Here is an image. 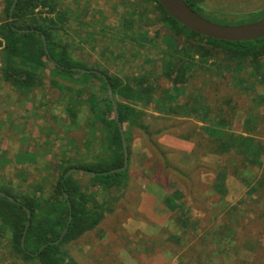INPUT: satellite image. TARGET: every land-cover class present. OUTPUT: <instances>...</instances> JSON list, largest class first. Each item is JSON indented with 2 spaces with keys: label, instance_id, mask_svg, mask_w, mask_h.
<instances>
[{
  "label": "trees",
  "instance_id": "1",
  "mask_svg": "<svg viewBox=\"0 0 264 264\" xmlns=\"http://www.w3.org/2000/svg\"><path fill=\"white\" fill-rule=\"evenodd\" d=\"M1 2L4 7L0 10V86H4L1 85L4 83L5 87H16L24 96H20L18 100L20 102L25 100L28 104V99L36 101L34 90L43 83L44 78H49V81L59 88L58 99L68 116L66 124L68 129L80 126L78 116L80 105L88 100L90 110L94 114L87 118L86 122L88 121L91 131L98 136L88 140L86 145L90 151L94 143L99 147V151H94V156L87 157L86 153L79 152L82 147L76 143H74L76 152L72 153L70 141L66 148L60 151L58 161L54 158L48 160L44 164L48 168H54L57 164V178L53 183V189H48L49 193L44 185H37L31 192L17 191L11 185V187L2 185L3 180L0 176V191L15 198L12 200L0 195V239L8 236V249L11 250V255L23 261L17 264H79L68 251L67 245L97 229L107 213L114 211L110 201L123 194L130 181L128 171L132 161L131 147L138 130L143 131L144 136L157 147L161 145L159 136L168 140L177 138L185 144L189 143L191 152L199 151L197 153L199 157L203 154L217 157L219 168L217 167L215 171L218 175L225 177L229 172L246 182V185L250 183V179L244 176L248 173V162L264 163L260 160L264 156V140L252 135V132L255 133L260 127L261 112L264 114V93L256 92L259 81L264 82V37L239 42L215 39L199 34L178 22L165 10L160 0H124L123 3L128 9L126 7V12L122 13L121 17L124 20L123 24L129 27L125 36L132 34L131 37L144 38L149 30L143 29L142 25L151 27L155 21L160 22L168 29L162 40L167 48L175 47L178 54L172 56L167 51H162L163 71L160 76L168 79L170 85H173L172 89L171 86L162 87L158 80L149 82L148 75L145 74L131 76L124 82L117 75L101 71L113 88L129 151L127 168L113 172L111 170L124 164V147L120 128L114 116L113 103L109 97L108 83L101 74L74 69L88 67L83 64L85 60L75 57L71 52V47L77 42H73L71 38L73 33H69L70 21L79 22L80 26L76 28V32L83 30L93 35L92 31H87L89 25L80 19L84 7H80L81 3H78L75 9L70 6L61 7L62 0H18L13 18L10 20V9L14 0ZM189 4L200 14L205 13L198 0ZM44 9L50 13L55 12V16H44L42 14ZM263 17L264 8L242 16L236 24L256 22ZM43 35L46 36L50 56L45 50ZM180 36L184 38L181 46L177 44ZM208 68L215 74L233 71L244 84L242 89L251 95L250 107L254 110H248L242 122L248 134L236 131L231 133L238 106L231 105L232 98L224 94L227 91L224 87L217 88L221 99L215 100L206 96L201 88H197L198 83L192 82L195 78L194 70ZM246 69H250L248 75L253 77L247 83H245L247 78L242 76ZM74 74L78 77H74ZM93 79L101 83L100 89L105 92V96L97 94ZM76 84L83 87L77 88ZM85 89L89 91L83 99ZM156 89L161 90L159 95ZM180 94L183 95L181 101ZM224 102L230 105L228 110L220 106ZM10 104L9 121H14V126L19 127V123L12 117L16 113V102ZM27 112H32V108L28 106ZM230 113L234 114L230 116L231 119H227L225 115ZM150 114H153V118L158 122L154 130H151L152 124L146 119ZM192 115L197 118L196 120L204 119L203 124L199 125L196 120L189 118ZM181 119H189L194 124H191L190 128H182L185 120L182 122ZM177 121H180V124H175ZM46 129H50V126ZM15 133L21 142L16 152L17 161L19 163L27 160L36 161L40 152H34L33 147L36 145L31 142V136L19 130ZM155 135L158 136L156 140ZM13 143L11 137L8 139L0 137V170H3L10 160L8 155ZM157 147L156 149L166 156L167 151ZM168 165L172 168L171 172L174 171L168 179L174 176V180L178 179L182 184L167 196L166 202L173 208L187 209L186 202L178 198L183 196L180 190H187V184L179 172L186 171L176 163ZM72 167L79 169L64 178L65 173ZM75 174L81 175L80 179L82 176H88L89 179L85 180V183L80 182L75 179ZM201 184L200 195L208 197L207 185ZM249 187L254 193H260L264 188L263 170L259 172L255 185ZM262 192L259 200L263 198ZM65 193L68 194L71 203L72 220L66 234L61 238L70 215V204ZM27 208L31 210V223L23 245L22 237L29 218ZM165 241L167 243V240ZM44 244L47 245L41 249ZM192 251L195 252L194 249ZM193 258L198 264H205L198 261L196 253L193 254Z\"/></svg>",
  "mask_w": 264,
  "mask_h": 264
},
{
  "label": "rangeland",
  "instance_id": "2",
  "mask_svg": "<svg viewBox=\"0 0 264 264\" xmlns=\"http://www.w3.org/2000/svg\"><path fill=\"white\" fill-rule=\"evenodd\" d=\"M123 1L62 0L61 7L70 6L73 9L81 3L80 7L84 8L80 19L89 25L87 31L93 32V35L83 30L76 32V28L80 26L79 22L70 21L69 33H73L71 38L73 42H77L71 47V52L75 57L85 60L83 64L87 65L88 69L105 70L119 76L124 82L131 76L145 74L148 75L149 82L158 80L162 87L171 86L166 77L160 76L163 71L162 51H167L172 56L178 54L175 47L167 48L162 40L168 29L155 21L151 27L142 25L143 29L149 30L144 38L131 37L132 34L125 36L129 27L123 24L124 20L121 17L127 7ZM186 1L189 3L194 0ZM198 4L204 9L203 15L215 22H221L220 24H236L242 16L264 8V0H198ZM3 7L0 0V10ZM42 14L54 17L56 13L44 9ZM183 39V36L179 37L177 42L179 46L183 45ZM249 70L246 69L242 73V76L247 78L245 83L253 79L248 75ZM194 74L192 82L198 83L196 87L201 88L206 96L218 100L221 99V95L217 93V88L224 87L227 90L224 94L232 98L231 105L238 106L233 130L230 131L248 134L242 122L245 113L254 109L250 107L251 95L242 89L244 84L237 75L233 74V71L215 74L210 68L194 70ZM73 76L78 77L76 74ZM44 79L34 90L36 101L28 99V104L25 100L22 102L18 100L20 96H24L16 87H5L4 83L1 84L4 86H0V137L7 139L11 137L14 140L8 155L10 160L4 169L0 170V176L3 180L2 185L12 186L17 191L31 192L37 185H44L47 192L48 189H53V183L57 178V164L54 168H48L44 164L53 158L58 161L60 151L65 149L70 141L72 153L76 152L74 143L82 147L79 152L86 153L87 157L94 156V151H99L95 143L92 144V151L86 145L88 140L98 136L91 131L88 121L86 122V119L94 114L90 110L89 101H84L80 105L78 115L80 126L68 129L66 125L68 116L58 99L59 88L51 83L49 78ZM92 83L97 94L105 96V92L100 89L101 83L95 79ZM76 85L80 89L83 87L81 84ZM256 87V92L264 93V82L259 81ZM88 91L85 89L83 99L88 95ZM156 91L158 95L161 93L159 89ZM192 92H195L194 88ZM182 99L183 95L180 94L179 101ZM14 101L17 109L12 117L19 123V127L14 126V121H9L8 111L10 103ZM28 106L32 108V112L26 113ZM220 106L225 110L230 108L226 102ZM153 114L146 116L147 121L152 124L151 130L158 125ZM233 114L225 116L231 119L230 116ZM189 118L197 119L193 115ZM259 118L260 127L255 133L253 131L252 135L264 140L263 112ZM181 121H184L182 128H190L191 124H194L189 119ZM179 122L175 124H180ZM196 122L201 125L204 119H198ZM47 126H50V129L47 130ZM17 130L27 132L31 136V142L36 145L33 147L34 152H40L36 161L27 160L20 163L17 161L16 152L21 146L15 133ZM157 137L155 135L154 140ZM159 140L161 145L157 147L144 136L143 131H137L131 147L132 161L128 171L130 181L126 191L110 201L114 211L107 213L97 229L67 245L68 251L77 262L198 264L193 258V254L196 253L198 261L205 264H264V192H262L264 188L257 194L249 187L255 185L259 172L264 171V163L248 162V173L244 176L250 179V183L246 185V182L229 172L225 177L218 175L215 171L217 167L219 168L217 157L209 154L199 157L197 154L199 151L191 152L189 143L185 144L177 138L168 140L159 136ZM156 147L167 151L166 156ZM260 160L264 161V156ZM171 163H176L186 171L179 172L187 184V190H180L183 196L178 198L186 202L187 209L173 208L166 202L167 196L182 184L180 180H174V176L168 179L174 173L168 165ZM203 165L205 167H200ZM80 176L74 175L76 180L83 183L89 179L88 176H82L80 179ZM201 183L207 185L208 197L200 195ZM261 192L263 198L259 200ZM1 238L0 264L22 263L21 258L11 255V250L8 249V236Z\"/></svg>",
  "mask_w": 264,
  "mask_h": 264
},
{
  "label": "water",
  "instance_id": "3",
  "mask_svg": "<svg viewBox=\"0 0 264 264\" xmlns=\"http://www.w3.org/2000/svg\"><path fill=\"white\" fill-rule=\"evenodd\" d=\"M18 0H14V2L11 5L10 9V20L13 18V12L14 9L17 5ZM161 4L165 8V10L178 22L181 24L187 26L189 29L208 36L212 37L215 39L219 40H226V41H234V42H239V41H251L255 40L261 37H264V17L261 18L260 20L256 22H251V23H243V24H220L217 23L211 19L206 18L202 14H200L198 11H196L186 0H160ZM29 30V29H28ZM43 40H44V47L46 52L49 54V49H48V44L46 40V36L43 35ZM74 69L82 71V72H95L97 74H101L105 80L108 83V79L104 73H102L99 70L96 69H86V68H81V67H75ZM108 93L109 97L113 103L114 107V116L116 119V122L119 125L121 136H122V141H123V147H124V164L123 166L113 169L111 171L116 172L120 170H124L127 168L129 164V151H128V143L126 139V135L124 132V127L123 124L120 120V111L118 104L116 102V99L114 97L113 93V88L110 83H108ZM79 168L78 167H72L70 168L66 173L65 176H68L72 172L77 171ZM84 171V169H81ZM0 195H4L9 197L10 199L14 200L15 198L13 196H10L6 194L4 191H0ZM66 197L68 198V194L65 193ZM69 200V198H68ZM70 204V215H69V220L67 222V225L65 229L62 232L61 238L66 234L70 221L72 220V212H71V203L69 200ZM28 211V221L26 223V228L23 233L22 237V244L24 245L25 243V237L28 231V227L31 223V210L27 208ZM60 238V239H61ZM47 244H44L41 249Z\"/></svg>",
  "mask_w": 264,
  "mask_h": 264
}]
</instances>
